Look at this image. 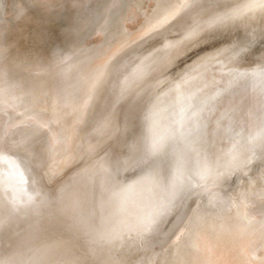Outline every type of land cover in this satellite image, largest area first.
I'll list each match as a JSON object with an SVG mask.
<instances>
[{
	"label": "bare ground",
	"instance_id": "6f19581e",
	"mask_svg": "<svg viewBox=\"0 0 264 264\" xmlns=\"http://www.w3.org/2000/svg\"><path fill=\"white\" fill-rule=\"evenodd\" d=\"M157 3L173 5L165 22L166 12L150 16ZM209 22L264 40V0H0V264H156L153 255L206 184L220 187L218 208L230 212L215 225L240 220L237 190L256 196L262 188L243 175L264 180L263 82L240 84L212 113L205 108L206 118L220 116L211 139L194 146L189 138L181 155L159 82L136 83L158 46ZM92 38L97 48L74 65L81 95L67 105L42 102L35 90L71 66L28 84L27 73ZM223 54L221 68H235L238 58ZM255 215L259 225L231 223L213 247L224 245L232 260L227 236L264 244V208Z\"/></svg>",
	"mask_w": 264,
	"mask_h": 264
},
{
	"label": "water",
	"instance_id": "95a60500",
	"mask_svg": "<svg viewBox=\"0 0 264 264\" xmlns=\"http://www.w3.org/2000/svg\"><path fill=\"white\" fill-rule=\"evenodd\" d=\"M126 1L127 0H125V2ZM219 1L225 2L226 0ZM156 5L158 11L160 8L163 9L167 4L159 5V3H157ZM156 5H153V7ZM153 11H155V7ZM113 17H118V11L117 13L115 12ZM114 20L113 28L116 29L120 21L119 19ZM223 26L225 25H214L209 22L205 25L196 27L195 30L188 33V35L186 34L182 38L180 37L177 39V41H179L174 44H161L151 55L146 66L142 69V72L137 76V84H143L153 78L155 81L159 82L158 84L162 90L161 96L167 106V111L173 110L170 116V124H172V138H174V143L177 144L176 147L181 148L184 143L186 144L189 138L193 140V144L198 143L201 138H204L205 141L211 139L210 129L208 127H212V123H215V126H217L220 116L214 120H212L211 115L206 118L205 111L202 112L205 108L212 113L218 104L227 99V94L230 96L232 91H237L241 88L240 84H247V81L251 82L257 80L264 84V40L256 42L253 40L251 41L249 35H252V33L246 30L243 31L242 29V33L235 29L230 33L225 31ZM108 28L109 27H107L106 30L109 32L111 27ZM164 36L165 34L161 37H155L153 40L154 42L156 41V43H160ZM97 41H100V39L94 40L92 38L91 42L90 40H85L84 42H80L81 44H75L71 47L72 50L66 57L56 54L54 61L51 62L44 72L42 71L43 73L38 72L39 70L32 73L28 72L26 75L28 80L26 84L33 82L37 79L38 75L41 76L45 73L52 74L58 69H62L64 66H71V70H69L68 73L55 78L51 87L49 84V86H46V89L37 88L35 92H41L43 95L39 97L40 100L52 106L61 102L67 105L68 101H74L75 97L77 98L80 96L82 92L80 90L81 82H78L79 74L75 70L74 65L78 66V58L87 56L97 48ZM196 41L203 43L212 41L215 43L212 48L199 53L195 57H190L188 61L185 60L182 63L181 60L184 58L183 55L190 50L191 46ZM79 45L81 46L79 47ZM76 47H78L79 50L78 48L76 49ZM224 52L229 56L233 54L234 58H238L239 62L236 63V67L232 70L221 68L222 66L219 65L220 57H217V55L220 53L223 54ZM1 56H3V51L1 52ZM222 57L227 56L223 54ZM256 59L258 63L261 64L259 69H262V72H259V70L254 67L258 65L253 62ZM220 61L223 62L225 60L221 58ZM251 67L254 68L252 69ZM30 74L32 76H30ZM7 79L10 84L12 81L9 80V76H7ZM25 82L26 81L23 83ZM187 99L188 103L180 107L179 104L181 102L184 103ZM209 104L214 105L210 106ZM189 108L192 109V114L185 113ZM207 124H209V126H207ZM172 146L173 143L169 144V147ZM181 154L182 148L179 149V155ZM205 167L206 164L200 166L202 170L203 168L205 169ZM256 177L255 175L246 174L243 175L241 181L244 179L245 182L242 183H247L250 180L256 179ZM193 197V207L189 216L186 217V225L190 222L191 224L194 223V220L199 215L196 210L197 206L201 205L204 201L211 200V197H209L202 188H197V193H195ZM200 200L201 202H199ZM246 217H249V215L246 214ZM189 250L190 248L185 246V248L178 253L179 258L182 257L181 261H187L184 258L189 254ZM90 263H95L92 256Z\"/></svg>",
	"mask_w": 264,
	"mask_h": 264
},
{
	"label": "rangeland",
	"instance_id": "374dc122",
	"mask_svg": "<svg viewBox=\"0 0 264 264\" xmlns=\"http://www.w3.org/2000/svg\"><path fill=\"white\" fill-rule=\"evenodd\" d=\"M171 3L164 6L163 9L160 8L158 11H157V9H158L157 5L154 6L155 11L151 12V15H150L151 18L154 19L155 17L162 16V14L166 12L165 13L166 15L163 14L164 18H162V22L167 21L171 17V15L174 13L173 12L174 10L172 11L173 5H171ZM214 43L215 42H212V41L208 42V43H203L200 41L194 42V44L191 46L190 50L187 51V53H185V55H183L184 58L181 60V62L183 63L185 60L188 61L190 57H195L199 53L204 52V51L212 48ZM200 143H201V139H200V141H198V143L193 144V145L198 146V145H200ZM253 181L247 182L245 184H249L248 186H252V185L254 186V184H255V186L262 187L261 188L262 191L258 190V192L256 193V196H254L253 194H250L246 189L237 190V193H236L237 195H236L235 201H233V202H235V204H237L239 212H241L242 214L240 215L241 221L237 220V221L231 222L236 227H243L242 221H245V219L247 221V218H249L248 220H249L250 226L259 225L260 219L255 214H256L258 209L264 208V205H263L264 204L263 203V200H264V180L260 179V181L259 180H255V182H253ZM242 182H245V180L243 179ZM202 190L205 191V193H207V195L209 197H211V200L210 201L209 200L204 201V202H202V204L200 206L199 205L197 206L196 210H197V213L199 215L194 220L195 224L194 223L191 224V222H190L188 225H186V220H187L186 217L189 216V213L191 212L192 207H193V205H192L190 207H187L184 210V212L181 214L179 220L176 223L175 230H174L173 234L171 235L169 240L166 242V244L161 248V250L157 251L153 255L152 262H154L156 264H160V263L161 264H163V263L176 264L177 262H178V264H242V263L243 264H247V263L248 264H264V244H262L260 237H254L253 239L250 238V240H249V239H244L241 236H238V240L236 242H234V241H232L233 240L232 238H234V237L227 236L226 238L229 239L228 241L233 245V248H235V252H236L235 256H233V259H232L233 261L229 257L228 250L224 245L223 246L221 245L218 248L213 247L215 245L214 242L217 241L219 236H222L225 233L224 228L231 225V223L227 226H219V225H215V224L226 219V217L230 214V212H229V210H227L228 207L223 209L224 211L221 208H218V207H220V203H221V200L223 197V193H222V191L218 185L206 184L202 188ZM234 190H236V188H234ZM259 195H262V196L260 197ZM245 197H248V198H245ZM252 198L254 200H252ZM201 200H202V198H201ZM201 200L199 202H201ZM205 208H206V210H204ZM198 210H200V211H198ZM201 210H203V211H201ZM210 210H212V211H210ZM221 212H222L223 216L220 214ZM246 214L249 215V217H246ZM203 215H205V216H203ZM209 222H211V223H209ZM212 225H213V227H212ZM194 234H195V236H194ZM201 242L203 245L201 244ZM183 244L186 247L190 248V250H189L190 252L188 251L189 254L184 258L187 261H185V260L181 261L182 257L179 258V256H178V253L185 248V246ZM176 251H177V253H176ZM199 251H201V252H199ZM195 258L197 260H195ZM247 260H248V262H247ZM245 262H247V263H245Z\"/></svg>",
	"mask_w": 264,
	"mask_h": 264
},
{
	"label": "snow or ice",
	"instance_id": "6c2138e0",
	"mask_svg": "<svg viewBox=\"0 0 264 264\" xmlns=\"http://www.w3.org/2000/svg\"><path fill=\"white\" fill-rule=\"evenodd\" d=\"M185 24H186V22L183 21V20H177V22H176V26H177L178 28H182V27H184Z\"/></svg>",
	"mask_w": 264,
	"mask_h": 264
}]
</instances>
